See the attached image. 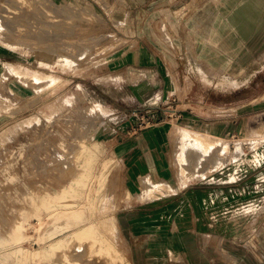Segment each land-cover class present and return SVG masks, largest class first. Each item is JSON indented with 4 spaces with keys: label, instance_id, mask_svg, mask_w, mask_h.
<instances>
[{
    "label": "crops",
    "instance_id": "obj_1",
    "mask_svg": "<svg viewBox=\"0 0 264 264\" xmlns=\"http://www.w3.org/2000/svg\"><path fill=\"white\" fill-rule=\"evenodd\" d=\"M109 2L106 18L120 24L124 45L110 52L108 70L98 77L113 76L112 83H92L83 95L107 110L96 134L124 184L125 204L115 212V230L125 264H264V154L257 155L255 169L240 183L203 187L201 178L179 177L171 147L178 130L229 141L247 133L246 115L264 119V90L249 100L256 104L251 112L235 113L233 97H226L225 104L210 102L212 87L226 88L229 80L264 86L257 81L264 79V0ZM1 46L0 66L10 64ZM190 85L209 91H200L194 111L134 129L127 111L162 107ZM186 131L180 139L188 145ZM196 150L199 164L202 152ZM144 178L166 185L163 194L145 196L140 188ZM254 213L263 233L251 238ZM239 224L245 233L233 236Z\"/></svg>",
    "mask_w": 264,
    "mask_h": 264
},
{
    "label": "rangeland",
    "instance_id": "obj_2",
    "mask_svg": "<svg viewBox=\"0 0 264 264\" xmlns=\"http://www.w3.org/2000/svg\"><path fill=\"white\" fill-rule=\"evenodd\" d=\"M109 3L0 0V33L4 36L0 35V45L11 60L0 66V264H125V249L115 230V212L125 204L124 184L114 173L113 159L96 134L107 110L83 95L92 83H112L113 76L98 77L108 70L110 52L124 45L120 24L108 20L112 9ZM229 81L233 85L225 82L226 88L212 87L210 102L225 104L226 97H233L235 113L255 109L256 104L249 100L263 92L264 86ZM185 90L175 105L187 111L196 108L200 91H208L204 86L191 85ZM225 91L230 94H222ZM89 109L93 110L91 114ZM246 122L247 133L229 141L178 130L171 147L179 177L201 178L203 187L211 184L221 188L236 180L239 182L234 185L240 183L243 175L255 169L257 155L264 154V119L249 114ZM184 131L190 133V141L201 137L209 147L214 146L210 151L201 148L204 156L199 164L194 158L196 148L180 139ZM84 146L88 154L82 156L79 151ZM228 160L233 161L224 166ZM210 174L213 176L206 178ZM140 188L145 196L148 193L156 198L166 185L144 178ZM62 189L70 194L60 200L58 210L44 208L41 212L38 204L44 194L55 196ZM89 202L93 203L90 207ZM84 205L80 223L73 228L93 223L116 255L90 256L88 243L77 241H71L69 248L67 245L55 248L54 253L35 255L73 230L65 227V220L58 219L57 213ZM250 216L255 220L249 236L256 238L263 227L257 220L259 214ZM237 227L233 236L241 237L245 230L240 224ZM62 255L68 256L65 261Z\"/></svg>",
    "mask_w": 264,
    "mask_h": 264
},
{
    "label": "bare ground",
    "instance_id": "obj_3",
    "mask_svg": "<svg viewBox=\"0 0 264 264\" xmlns=\"http://www.w3.org/2000/svg\"><path fill=\"white\" fill-rule=\"evenodd\" d=\"M229 82L230 81L227 82L228 85H233ZM87 111H88V114H91L93 112L92 109H89ZM186 141H187V143H189L188 145L191 147L195 146L196 148H199V147L200 148H208L209 151L214 149L213 148L214 146L209 147L206 144L207 143L206 140L201 138V137H199L198 139H194V141H189V139H187ZM79 153L83 156V155H87L88 151L85 149V146H84V148L80 149ZM203 156L204 155L202 153L201 158ZM78 157H80V156H78ZM69 194H70V192L68 190L64 191L63 189L59 193H57L55 196L44 194V196L41 198L42 200L38 204L39 207H41V212L44 210V208H46V209L47 208H54L55 210H58L57 207L59 206V203L62 202L60 200L65 199V197ZM89 203H88V205H89L88 207H90V205L93 204L92 202H91L92 204L91 203L89 204ZM64 205H63V207H64ZM66 206H68V205H66ZM85 207H86V205L78 207V209L76 208V210L75 209H73V210L69 209L66 211V209H65V210L57 213V218L61 219V220L62 219L65 220V222H66L65 227L66 228H73L74 226H76L80 223V219H81L80 211L83 210ZM69 208H71V207H69ZM41 212H40V214H41ZM99 232H100V230H99ZM71 241H73V242L77 241V242H79V244L81 242L88 243L87 248L89 249L90 256L91 255L92 256L95 255L96 257L110 256V258H111L112 256L114 257V255H116V251H115L114 247L112 246V244L110 242H108L105 238L100 236V234L96 230V226L93 223H88L86 226L78 228V229L73 228V230L71 231V233L67 237L61 238L58 241H56L55 243L54 242L51 243L50 245L47 246V248L40 249V251L36 252L35 255H40V256L46 255L47 251H50V253H54L55 248H56V250L61 249L59 247L67 246ZM72 244L73 243H71V245ZM69 246L70 245H68L67 247L69 248ZM67 247H66V250H67ZM62 250H63V248H62ZM66 257H68V256L66 255L64 257V261H65ZM106 259H108V258H106ZM74 264H76V263H74Z\"/></svg>",
    "mask_w": 264,
    "mask_h": 264
},
{
    "label": "built area",
    "instance_id": "obj_4",
    "mask_svg": "<svg viewBox=\"0 0 264 264\" xmlns=\"http://www.w3.org/2000/svg\"><path fill=\"white\" fill-rule=\"evenodd\" d=\"M176 101L177 97H173L168 104L162 107L133 110L129 117L133 120L134 129H146L178 118L183 110L178 109L175 105Z\"/></svg>",
    "mask_w": 264,
    "mask_h": 264
}]
</instances>
